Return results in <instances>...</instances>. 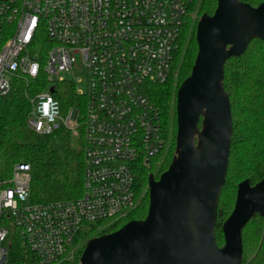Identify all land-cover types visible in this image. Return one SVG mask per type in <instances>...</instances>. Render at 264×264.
Segmentation results:
<instances>
[{"label":"built area","instance_id":"built-area-1","mask_svg":"<svg viewBox=\"0 0 264 264\" xmlns=\"http://www.w3.org/2000/svg\"><path fill=\"white\" fill-rule=\"evenodd\" d=\"M194 2L0 0V96L22 83L36 133H77L80 126L84 133L79 197L33 202L24 162L0 181V264L8 263L12 233L37 264H60L103 221L123 220L136 208L139 170L169 146L148 91L170 79ZM76 71L83 80L67 77ZM62 81L86 83L76 89L86 98L83 114L75 107L63 114L53 94Z\"/></svg>","mask_w":264,"mask_h":264},{"label":"water","instance_id":"water-1","mask_svg":"<svg viewBox=\"0 0 264 264\" xmlns=\"http://www.w3.org/2000/svg\"><path fill=\"white\" fill-rule=\"evenodd\" d=\"M255 38L264 41V1L217 0L213 15L199 17L195 63L176 95L175 151L158 179L148 176V214L90 238L79 264H243V229L264 217V177L238 184L223 246L215 227L233 134L225 63Z\"/></svg>","mask_w":264,"mask_h":264},{"label":"trees","instance_id":"trees-1","mask_svg":"<svg viewBox=\"0 0 264 264\" xmlns=\"http://www.w3.org/2000/svg\"><path fill=\"white\" fill-rule=\"evenodd\" d=\"M258 6L264 0H241ZM217 0H201L197 19L188 18L182 31L181 47L183 58L178 64V83L172 80L151 84L149 97L160 112L163 132L169 146L165 156L162 153L152 159L149 167L138 172L140 196L136 208L127 218L103 228L95 236L111 233L132 219H144L149 208L148 176H159L169 167L176 145V95L180 84L192 71L198 52L196 29L198 18L203 13L213 15ZM224 86L230 98L233 134L230 147L228 171L222 188L218 217L215 227L216 241L223 246L222 226L234 209L238 184L248 179L252 185L264 177V41L253 39L245 52L231 57L225 63ZM41 87V86H40ZM37 84L33 90L36 91ZM24 85L17 83L12 91L0 96V181L12 176L17 163L30 164L31 200L46 203L79 197L84 178V133L78 136L64 127L50 135L36 133L27 122L30 103L24 95ZM77 86L70 81H62L54 86V96L59 100L63 114L75 107L84 113L86 98L76 91ZM57 138L58 148L51 146ZM156 169L157 172L155 171ZM140 188V189H139ZM96 233L95 231L86 236ZM243 237V264H264V217L255 215L245 226ZM9 257L7 264H37L34 254L26 252L17 233L9 237ZM86 246V245H85ZM85 246H81L72 260L60 264H79Z\"/></svg>","mask_w":264,"mask_h":264},{"label":"rangeland","instance_id":"rangeland-1","mask_svg":"<svg viewBox=\"0 0 264 264\" xmlns=\"http://www.w3.org/2000/svg\"><path fill=\"white\" fill-rule=\"evenodd\" d=\"M200 2H201V0H195V2H194L195 7H199ZM197 17H198V13L195 11V12H194V18L197 19ZM198 19H199V18H198ZM182 58H183V51H182V47H181L180 50L178 51L177 55H176L175 64H174V67H173V72H172V75H171V77H170V79H169V80H172L173 84H175V85L178 83V64L181 62ZM67 77H68L69 79H76V80H78V79H82V80H83V79H84V75H83V73H81V72H77V71H76L74 74H72V76H71V75H67ZM169 80H168V81H169ZM77 87H80V88L86 90V83H85L84 81L77 82ZM80 119H81V117H80ZM81 123H82V121L79 120V124H81ZM81 129H82V127L80 126L79 129H78V131H77V133H74V132L72 131V134H73L74 136H78L79 133H80V130H81ZM51 146H52L53 148H58V147L60 146V142H59V140H58L56 137L53 138V139L51 140ZM166 150H167V149H165V150L163 151V153H162V157L165 156V154H166ZM157 170H158V169H156L155 171L157 172ZM143 192H144V190H143ZM143 192L141 193L140 196H143ZM144 194H145V192H144ZM114 222H115V220H113V219H108V220L103 221V222L100 224V226L106 228V227H108L109 225L113 224ZM101 230H102V229H98L97 231H95L96 233L91 234L89 237H88V236H85L84 238H82V239H81V245H82V246H83V245L85 246V245L87 244V241H88L90 238L94 237L95 234H97V233L100 232Z\"/></svg>","mask_w":264,"mask_h":264}]
</instances>
